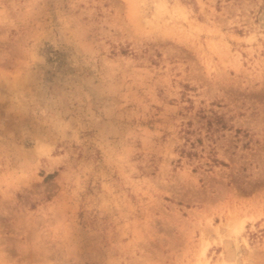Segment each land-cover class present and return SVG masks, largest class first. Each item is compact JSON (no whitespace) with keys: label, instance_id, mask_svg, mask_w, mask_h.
<instances>
[{"label":"rangeland","instance_id":"1","mask_svg":"<svg viewBox=\"0 0 264 264\" xmlns=\"http://www.w3.org/2000/svg\"><path fill=\"white\" fill-rule=\"evenodd\" d=\"M0 264H264V0H0Z\"/></svg>","mask_w":264,"mask_h":264},{"label":"bare ground","instance_id":"2","mask_svg":"<svg viewBox=\"0 0 264 264\" xmlns=\"http://www.w3.org/2000/svg\"><path fill=\"white\" fill-rule=\"evenodd\" d=\"M238 225V224H237ZM243 226V221H240L239 223V228H241ZM205 249V248H204ZM204 251V250H203Z\"/></svg>","mask_w":264,"mask_h":264}]
</instances>
